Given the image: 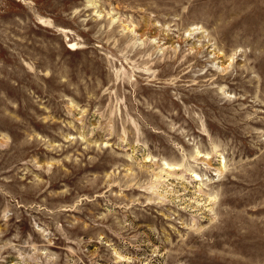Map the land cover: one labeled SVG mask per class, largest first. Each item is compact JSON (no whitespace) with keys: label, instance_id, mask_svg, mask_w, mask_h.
<instances>
[{"label":"rangeland","instance_id":"1","mask_svg":"<svg viewBox=\"0 0 264 264\" xmlns=\"http://www.w3.org/2000/svg\"><path fill=\"white\" fill-rule=\"evenodd\" d=\"M0 264H264V0H0Z\"/></svg>","mask_w":264,"mask_h":264},{"label":"bare ground","instance_id":"2","mask_svg":"<svg viewBox=\"0 0 264 264\" xmlns=\"http://www.w3.org/2000/svg\"><path fill=\"white\" fill-rule=\"evenodd\" d=\"M196 27H197V26H196ZM197 28H198V27H197ZM197 154L199 155V151H197ZM167 165H171V164H170V161H169V160H164V162H163V166H162V169H164V168H168ZM195 175H196L197 178H198L199 174H197V172L195 173Z\"/></svg>","mask_w":264,"mask_h":264}]
</instances>
